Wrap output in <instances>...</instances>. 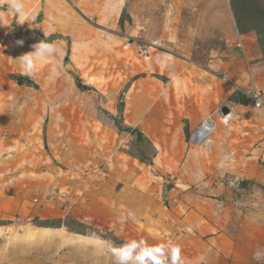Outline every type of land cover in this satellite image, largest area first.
<instances>
[{
    "label": "rangeland",
    "instance_id": "rangeland-1",
    "mask_svg": "<svg viewBox=\"0 0 264 264\" xmlns=\"http://www.w3.org/2000/svg\"><path fill=\"white\" fill-rule=\"evenodd\" d=\"M49 1L56 0H41V5ZM115 1L103 0L99 9L95 4L89 16L81 8L58 10L73 33L74 25L85 27L84 32L77 41L57 36L54 46L62 53L56 59L50 53L33 55V81L27 72L22 75L15 69L21 65L20 57L32 53L23 49L22 33L33 31L32 25L42 14L32 7L24 16H17L8 10V0H0V30H4L0 37V102L7 95L12 101L15 94L17 116L26 112L35 116L28 125L31 138L40 119L47 118L39 129L43 137L50 125L61 127L54 131L59 145L47 147L38 136V140L24 137L22 146L31 152L24 151L19 162L0 168V248L10 236L14 239L18 232L45 223L58 226L59 235H82L76 236V246L31 242L22 248L14 243L12 257L0 264H114L109 249L133 240L148 246L179 247L182 264H208V258L215 262L219 257L210 254L215 246L229 260L232 249L242 246L244 212L264 208V106L255 108L245 94L255 88L264 96V0H124L119 24L104 28L97 18L107 17ZM74 11L80 18L74 19ZM51 39L43 37L47 44H52ZM63 57L74 71L64 69ZM232 61L233 70L245 83L232 84V79H226L224 71ZM215 64L220 70L213 73L209 69ZM138 73L151 90L147 100L153 115L143 123L146 134L138 127L129 128L120 110L111 112L104 106L109 96H115V106L124 100ZM10 78L18 80L17 85ZM227 88L232 92L229 100L244 108L232 118L225 115L230 118L225 123L220 121L223 117L214 119L212 110L220 111L218 107L223 105L232 111L222 98ZM60 109L62 113H57ZM11 110L15 111L13 104L6 110L5 119L10 123ZM205 114L219 123V131H225L223 143L225 138L232 146V160L226 162V168L210 156L216 149L202 147L206 139L200 143L190 140ZM159 124L163 129L191 125L182 140L183 151L156 150L154 130ZM94 134L100 139L93 140ZM261 145V156H254ZM99 152L103 159L92 165ZM52 155H63L77 165L67 168ZM34 159L40 163L33 164ZM102 161L116 169L122 166L121 180L108 184L105 167L97 164ZM216 167L224 172L215 173L212 169ZM128 177L133 179L127 182ZM125 188L144 198L138 205L132 204V210L118 194L126 192ZM254 235L255 251L263 252L264 229H254ZM35 236L40 242L54 239L48 230ZM67 237H63L66 243L73 242L74 238ZM21 251L25 255L20 256ZM263 261L253 255V263Z\"/></svg>",
    "mask_w": 264,
    "mask_h": 264
},
{
    "label": "crops",
    "instance_id": "crops-1",
    "mask_svg": "<svg viewBox=\"0 0 264 264\" xmlns=\"http://www.w3.org/2000/svg\"><path fill=\"white\" fill-rule=\"evenodd\" d=\"M22 2L24 5V12H27L32 7L33 8L37 7L38 11L42 14L41 20L32 25L33 31H26L25 33L24 32L22 33V35H24V38H25V39H23V42L26 41V43H25L26 46L23 47V49L27 50L26 52L31 51L32 53H34L36 50L35 46L41 42H44L43 37H45V38H49V37L51 38L52 37L53 39H51V41H52L51 45L54 48H53V51L50 52V57L56 59L62 53L61 50H59L57 52V50L59 48L58 49H57V47L55 48L56 45L54 43L56 40H58L56 37L57 36H62V37L63 36H69L71 38H74V40L76 39V41H77L78 37L82 36V33L84 32V28H85V27H80V26L74 25L75 30L73 33L71 25L68 24L64 20L63 21L61 20V13H58V10L65 9V7H71L72 9L78 8L79 10L81 8L82 10H80V11L86 12L87 13L86 16H89L92 14V13L90 14L89 11H93V9H94L93 7L95 6V4H96V8L99 9L98 3H103V0H56L55 2L49 1V2L44 3L42 5H41V3H42L41 0H33V1L32 0H22ZM104 2H106V1H104ZM114 3L115 4L112 6L110 13L107 17H103L101 15H100V17L98 16L97 22L100 24V26L105 28V27H109L110 25L113 27L114 25L119 24V20L121 17L119 15V12L122 8V7L120 8V6L124 5V0H120V1L116 0ZM2 4H4V3H2ZM81 6H84V7H81ZM72 9H70V10L72 11ZM83 10H86V11H83ZM108 12H109V9H108ZM75 13H76L75 11L71 13V15L74 17V19L80 18V16L77 17V15ZM27 28L28 27H26V29ZM104 28H101L100 31L107 29V28L106 29H104ZM3 31L4 30H0V37H2ZM120 35H122V34H120ZM96 40H98V39H96ZM75 44H77V43H75ZM47 54H44V55H47ZM35 56H39V55H35ZM35 56H32V59H34ZM63 61H64V63H63L64 69H70L69 71L75 70V68L73 67V64L71 62H69V60L66 61V57H63L62 62ZM233 62L234 61L230 62L229 63V65H230L229 69H226V71H224L225 72L224 75H225L226 79L227 80L232 79V80H230V81H232L231 82L232 84H237L241 81H243L242 83H245L244 82L245 79L243 78V76H241V75L238 76L237 72H235V70H233L235 68V67H233ZM12 67H15V66L13 65ZM17 67L18 68L15 70H18L17 72H20L22 75H23V71H24V72H27V75L29 78L31 76H33L32 72H31L32 68L25 69L24 67H22V64L21 65L18 64ZM211 69H209V70L213 73L220 70L218 68V65H216V64ZM195 70H197V69H195ZM95 75L96 74H94L92 76V78H94V80H96ZM203 76L204 77L202 79H203V81H205V78H207V77H205V75H203ZM216 76L217 75L213 74L212 77L216 78ZM144 79H145V77H142L140 74L138 76H136L135 80H133L132 84L129 86L127 93L124 97V100H123V98H121V101L118 103V105L116 104L117 106H115L116 99H115L114 95L111 96V98L109 96L110 100H109V102H106L104 104V106L105 107L107 106L106 109L109 108V110L111 112L120 110V114H121L123 120L125 121V123L127 124V126L129 128L136 129L138 127L141 129V130L139 129L140 132H143L144 134H146L145 130H143V128L145 127V124L143 125V123L146 121H149V120H147V118H149V117L152 118L153 113H152V108L149 107V104L150 105H152V104H151V102H149L147 100V95H148L149 89L144 86V83H145ZM31 80L34 81V79H31ZM9 82L14 83L15 85H17L16 83H18L17 81H15L11 78H10ZM93 82H94V84H96L95 81H93ZM133 88H134V90H132ZM2 90L5 91V89H2ZM150 92H151V90L149 91V93ZM224 93L225 94H223V96L221 93H216L215 97L220 96V98H221V96H222V98H224L226 106H228V107H230V109H232V111H229V114H228L230 116V118L239 115V114H237L239 109L244 108V106L240 105L239 103L231 102V100H229L228 96L232 93L231 89L227 88L224 91ZM9 98H10V96L7 95L5 98L6 100L0 102V123H1L0 124V168H3L4 166L9 165V162L12 163V162H14V160L16 162H19V159H21V157L24 155V153H23L24 151H26L27 153H28V151L31 152V150L29 148H27V150H26V149H24L26 147L22 146L24 143V140H25L24 137L26 138V140L32 139V138H34V140H38V138H36V136H38L40 142H42V140H43V144H44V141H45L44 145L45 146L47 145V147H49V146L52 147L55 143H56V145H59V142H60V138L54 132L56 129L61 128V127L57 128V126H58L57 123L50 125V128L46 130V133H44V137H43V134L42 135L40 134L41 131L39 129H42L41 122L42 123L45 122V120H47V118L46 119L43 118V120L40 119L37 122V125L39 127H38V130H35L33 132V134L35 133V136L32 134L33 136L31 138L30 134L27 135L31 131L30 127L28 125L30 124V121H34L35 116L29 112H26L25 114L23 113L24 114L23 116L20 115L18 117L16 114V110L18 109L19 104L13 103V101L15 99L17 100L18 97L15 96V94H13L12 95V101H8ZM1 100H3V98L0 99V101ZM31 100L34 101V98ZM12 104H13V108L15 109V111L13 112V110H11V112H13V115H12V120L10 123L5 118H6V114L8 112L6 110H9V108L12 106ZM112 105H114V106L108 107V106H112ZM222 106L223 105L219 106L218 108H222ZM38 110H40V108ZM214 110L215 109H213L212 111H214ZM57 113H62V109H60L59 112L57 111ZM229 116H226V117L229 118ZM206 117H207V115L205 114L204 117L201 118L199 123L201 121H203ZM218 117H223V118H220V121L222 122V120H223L225 123H228V120L230 119V118L229 119L225 118V116H223L222 114L218 115V116H214V119L218 118ZM2 120H5L6 123H4V122L2 123L1 122ZM19 122H21V123L18 125ZM214 122H215V120H214ZM167 123L168 122L166 121V124ZM184 123H187V121H184ZM10 124H13V125H10ZM3 126H4V128H3ZM160 126L162 127L163 125L159 124L158 128L160 130L159 129L154 130L157 132V134H156L157 135L156 136V139H157L156 140V144H157L156 150H157V148L158 149H167L169 151L173 150V152H175V153H177V152L179 153V152L183 151L185 144H183L182 140L185 136V132H189L190 130H192L191 125L189 124V126H188V124H187L185 129H183L182 126L177 127L175 129H173L171 126H167V128L163 129ZM219 129H220V125L218 122H216L213 131L207 136V138L205 140V144H203L204 142L202 143L203 144L202 147L206 146L210 149H212V148L216 149L215 154L210 155V156L216 158V161L219 163L220 167L226 168V165H225L226 162H228L229 160L230 161L232 160V152H229V151H231L229 148L232 146L229 144V141H226L225 138H224L225 144L223 143V137H225L224 136L225 131L222 132V130L219 131ZM38 132H39V134H38ZM226 132H228V130ZM98 134H100V135L103 134V130H102V132H100ZM98 134L97 135L94 134L93 140L100 139ZM15 138H18L17 139L18 142H16V143H14V140H13ZM11 140L13 142H11ZM159 141H161L160 145H159ZM37 143L40 145L39 142H37ZM98 147H100V149H102V150L104 149L103 146H100V144ZM187 149H189V148L187 147L186 150ZM262 149H263V145H261V147H260L261 151L259 149H256V154L254 156H256V157L261 156L260 153L262 152ZM52 156H53L52 158L54 160L59 158L60 164H64L65 166H67V168L74 169L75 166L77 165V163H74V161H72L71 159L63 158L64 157L63 155L58 156V157L56 155L55 156L52 155ZM254 156L252 155V157H254ZM94 158H95L94 163L91 162L92 165H94L96 162H100V159H103V153L101 154V152H99L97 155L94 154ZM49 159H51V158H49ZM103 162L104 161H102V163H97V164H102L105 167V172H103V173H105V175L107 176L108 184H113V182L121 180L120 178L122 176V171H123L122 166L120 168L118 167L116 169V167H113V166L110 167V165L106 161L104 163ZM126 162L128 165L127 169L129 170V168L131 166H129V164H128L129 161H126ZM38 163H40V162H38L37 160L34 159L33 164H38ZM41 163L43 164V167H45L46 164L43 163V161H41ZM224 168L221 169L219 167H216V168H213L212 170L218 174L219 171L224 172V170H223ZM59 171H61V168H59ZM124 173H125V171H124ZM262 175H264V173ZM127 176L128 175L126 174L124 179L127 178ZM132 179H133V177H128L127 182H130ZM127 186H124V187L127 188ZM124 187L122 189H124ZM101 190H104V188H102ZM105 190H107V193H109L108 189H105ZM118 194L121 196V199H125V201L127 200L126 203L130 207V210H132L134 203L136 206V205H138V203H141V201L144 200V198L141 196V194H135L134 190L131 188L126 189V192L121 190V191H119ZM107 195H109V194H107ZM118 203H120V200H118ZM120 204H121L120 207H122V208L125 206L123 203H120ZM104 209H106V208H104ZM123 209H125V207ZM259 211L260 212L252 211V210H250V211L246 210L244 212V214H243L244 219L241 220V226H240L242 241H239L240 243H242V246H240L237 250L232 249V253L228 256L229 260L227 259L228 261H230L228 264H255L252 262L253 255L256 252L254 247H253V245H255V242H256L255 241L256 238L254 235V229H264V208L262 210H259ZM155 228H156V226L152 229L156 231ZM244 229L247 230V234L244 233ZM250 229H252L251 232H250ZM42 230H48V231L53 232L54 239L51 242H40L37 239V237L35 236V234H37L38 232H42ZM260 231L261 230H258V232H260ZM58 232H61V230H59L57 227H42V226H33L32 228L30 227V228L26 229V231L18 232L14 236V239H13V235L10 236V238L5 239V241H4L5 247L0 248V260H2V261L8 260L10 257H12V255H13V247L12 246H14V243H17V242H18V245L21 246L22 248L23 247L26 248V247H28V245L30 246L31 242H37V244L45 243V246L48 244H53V243L54 244L55 243L71 244V246H76L77 245V243H76L77 241L75 239V238H77L76 236L77 235H78V237L82 236L81 234H74V233H70V232H68L66 234L63 232L64 235L63 234L59 235L60 233H58ZM64 236L65 237L68 236L67 238H69V237L74 238L73 242L66 243L63 239ZM67 240H69V239H67ZM209 245H211V244H209ZM211 248L214 249V253H213V250H211V253H210L211 258L213 256H218L219 258L215 262H213L210 258H208L206 260L207 263L208 264H224V262L227 260L223 256L220 255L221 250H219L216 246L211 247ZM23 255H25V253H24V251H21L20 256H23ZM71 258H72V256L70 257V259ZM261 264H264V261Z\"/></svg>",
    "mask_w": 264,
    "mask_h": 264
},
{
    "label": "clouds",
    "instance_id": "clouds-1",
    "mask_svg": "<svg viewBox=\"0 0 264 264\" xmlns=\"http://www.w3.org/2000/svg\"><path fill=\"white\" fill-rule=\"evenodd\" d=\"M8 10L17 16H24V5L22 0H8ZM18 43H23L18 41ZM34 53L20 57L22 67L29 69L32 67L33 55H44L53 51V46L44 42L35 46ZM114 264H181L180 248L165 245L148 246L144 241H130L121 247L109 249ZM254 259H264V252L256 251Z\"/></svg>",
    "mask_w": 264,
    "mask_h": 264
},
{
    "label": "built area",
    "instance_id": "built-area-1",
    "mask_svg": "<svg viewBox=\"0 0 264 264\" xmlns=\"http://www.w3.org/2000/svg\"><path fill=\"white\" fill-rule=\"evenodd\" d=\"M245 94L247 95V98L250 100L251 104L255 107V108H261L264 106V96H262V92L258 89H251L247 92H245ZM213 115L216 114V115H220V111L219 110H214L213 111ZM215 116V115H214ZM207 121H210L212 124H213V129L215 127V122L210 118V117H206L203 121H201V123L198 125L197 130L196 131H192L190 133V140L191 141H196V143H200L202 140H204L206 138V136L211 132L210 131V127L206 126V122ZM204 127V128H203ZM203 128V129H202ZM212 129V130H213ZM201 132L203 134H207V135H202L201 137L196 136V135H193V133L195 132Z\"/></svg>",
    "mask_w": 264,
    "mask_h": 264
},
{
    "label": "bare ground",
    "instance_id": "bare-ground-1",
    "mask_svg": "<svg viewBox=\"0 0 264 264\" xmlns=\"http://www.w3.org/2000/svg\"><path fill=\"white\" fill-rule=\"evenodd\" d=\"M215 116H218V115H216V114H214ZM207 117H210V116H207ZM211 119H212V117H210ZM206 126H208V127H210L209 129H210V131L212 132L213 130V124L210 122V121H207L206 122ZM204 128V127H203ZM202 128V129H203ZM197 130V128L194 130V131H196ZM193 131V132H194ZM208 134V133H207ZM207 134H203V133H201V132H199L198 133V131L197 132H195V133H193V135H196V136H198L199 135V137H201L202 135H207ZM210 134V133H209ZM207 137V136H206ZM206 139V138H205Z\"/></svg>",
    "mask_w": 264,
    "mask_h": 264
},
{
    "label": "water",
    "instance_id": "water-1",
    "mask_svg": "<svg viewBox=\"0 0 264 264\" xmlns=\"http://www.w3.org/2000/svg\"><path fill=\"white\" fill-rule=\"evenodd\" d=\"M220 111H221V114L222 115H227L228 113H229V110H228V108L227 107H222L221 109H220Z\"/></svg>",
    "mask_w": 264,
    "mask_h": 264
},
{
    "label": "trees",
    "instance_id": "trees-1",
    "mask_svg": "<svg viewBox=\"0 0 264 264\" xmlns=\"http://www.w3.org/2000/svg\"><path fill=\"white\" fill-rule=\"evenodd\" d=\"M18 81V80H17ZM19 82V81H18ZM48 226V223H45V224H42V227H47ZM57 228H59L58 226H57Z\"/></svg>",
    "mask_w": 264,
    "mask_h": 264
}]
</instances>
